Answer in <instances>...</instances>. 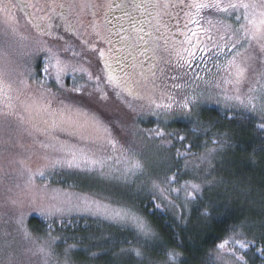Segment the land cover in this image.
<instances>
[{
    "label": "rangeland",
    "instance_id": "obj_1",
    "mask_svg": "<svg viewBox=\"0 0 264 264\" xmlns=\"http://www.w3.org/2000/svg\"><path fill=\"white\" fill-rule=\"evenodd\" d=\"M142 2L141 6L139 1L129 6L126 16L134 18L141 15V7L142 15L148 9L136 25L153 29L152 34L149 29L144 31L155 42L157 65L159 61L174 64L175 71L169 65L167 73L172 74L175 84L170 80L167 87L188 90L195 97L191 102L185 100V108H177L178 113H163L175 95L159 86L160 69L155 68L158 70L149 78L150 85H139L140 91L131 86L137 99L127 103L131 112L121 116L126 128L113 136L100 117L102 105L96 106L91 96L97 91L96 99L106 100L90 81L94 78L91 66L83 62L81 53L72 56L70 38L64 35L71 34L103 50L112 36L123 32V25L115 22L109 26L106 21L111 12L110 0H0V264H104L98 261L96 252L87 258L76 257L77 251L92 252L94 245L84 250L71 245L61 247L54 234L35 231L33 218L63 228L73 226L74 219L91 218L132 228L147 238L155 236V227L146 217L113 199L133 194L137 188L169 202L178 194L176 183L159 181L161 174L173 168L175 155L170 144L161 143L148 130L143 132V124H154L153 118L160 116V121L168 124L169 117L186 119L188 113L197 117L195 113L202 106L213 104L254 115L256 123L264 128V24L260 23L264 20V0ZM150 2L155 4L151 19ZM194 2L215 8V19L209 18L207 7L199 11L191 7ZM244 4L249 7H242ZM206 13L207 18L203 16ZM116 14L122 17L121 8ZM127 30L125 35L131 37L134 33ZM223 40L229 47L227 51L231 48L223 69H207L199 75L181 70L178 78L180 63L184 68L195 59L199 61L201 55L217 56L223 51ZM128 51H120L119 55L127 57ZM40 63L42 69L39 66L38 70ZM42 70L48 75L47 81L51 79L61 87L60 92L36 80ZM109 104H103L105 117L114 111ZM132 106L149 114L139 118ZM221 134L226 136L225 132ZM229 151L220 145L206 147L204 152L186 159L181 167V189L188 195L204 192L222 197L230 186L234 196L226 198L228 202L247 197L250 183L244 189L234 179L230 183L222 172L224 167L232 170L231 166H220ZM61 180L89 184L112 198L66 186ZM262 195L261 190L255 191L248 206L261 211L257 205L263 203ZM105 233L104 229H90L85 236L95 243L98 234ZM130 252L133 254V250ZM138 253L131 259V254L121 251L108 264H140L143 253ZM172 255L169 252L168 256ZM215 258L217 264H243L231 249L215 254Z\"/></svg>",
    "mask_w": 264,
    "mask_h": 264
},
{
    "label": "trees",
    "instance_id": "obj_2",
    "mask_svg": "<svg viewBox=\"0 0 264 264\" xmlns=\"http://www.w3.org/2000/svg\"><path fill=\"white\" fill-rule=\"evenodd\" d=\"M135 1H139L141 6L142 3H145L142 1L147 0H110L111 9L109 10L111 12L106 16V21L109 26H113L115 22L117 25H123L120 27L123 32L118 33V37L112 36L110 43H106L103 50L91 43L86 45L71 34H64L70 38L69 47L72 48V56L82 54L83 62L91 66L93 71L94 78L93 81L91 79L90 81L94 83L95 89L101 90L106 97V100H97V91L91 93L96 106L102 105L100 108L102 111H99L100 117L108 123L107 128L113 136H118L119 129L126 128L127 124L121 116H127L125 111L131 112L127 103L133 104V101L137 99L138 94L132 92L131 86L138 87L140 91L139 85L144 87L147 84L150 85L152 81L149 78L153 77L158 70L155 68L160 69L157 76L159 86L164 89V92L168 91L175 95L174 100H171L170 108H163V113L168 111V114L173 113L172 111L175 112L177 108L180 109L181 106H184L182 103L185 100L191 102L195 97L190 95L188 90L182 88L171 90L167 87L168 81L174 82L171 78L172 74L167 73L169 65L173 66L174 64H164L159 61V66L157 65L154 54L156 53L155 42H152V36L148 37L144 31L149 28L145 29L140 23L138 26L136 25L137 20L142 19L144 14H148V9L142 15L144 7H141L139 9L141 15L138 14L137 17L135 15L136 18L126 16L129 6ZM149 6L151 7L149 12L151 19L155 4L150 2ZM120 8L122 17L117 18L116 12H119ZM207 10L209 18L215 19L216 16L213 17L212 14L215 12V8L209 6L205 9L206 12ZM57 15L61 18L60 13ZM203 16L207 18L208 15L206 13ZM126 29L134 34L127 37L124 32ZM148 32L152 34L153 29L150 28ZM128 49L127 57L125 54L119 55L120 51ZM222 50L217 53V56L211 58L201 55L199 61L195 59L188 67L183 68V63H180L181 69L176 71L178 78H181V70L195 72V75H199V71L204 73L207 69H209L207 71L223 69L231 52V48L230 51H227L229 47L224 40ZM225 52L226 55H224ZM39 66L42 69L41 63L38 64V70ZM43 73L44 70L39 71L36 80L38 79L37 81L42 82L46 87L60 92L59 88L61 87L49 78L47 81L45 76L48 77V75L45 73L43 75ZM68 85L71 84L68 82ZM109 98L110 102H107ZM106 103H110L109 105L114 108L109 117L104 116L106 109L103 104ZM132 107L137 110L135 112L133 109L139 118L149 114L148 110ZM181 108L184 109L185 106ZM195 114L197 117L188 113L186 119L176 116L175 120H172L169 117L168 124L161 122L162 118L157 116V119H152L154 124L150 122L147 126L143 124V132L148 130L147 132L161 143L170 144L173 148L171 150L175 155L173 168L167 174H161L159 181L163 184L166 181L169 184L176 183L178 194L175 199L171 198L172 201L169 202L162 196L150 193L143 188L135 189L133 194H127L120 198L114 196L115 198H113L134 207L146 217L155 227V236L147 238L132 228L91 218L74 219L73 226L68 228L59 225L50 227L47 225V221L33 218L32 225L35 231L42 235L45 233L54 234L55 237H58L59 245L64 248L71 245L78 250H84L88 246L94 245L95 248L92 252L86 254L77 251L76 257L87 258L96 252L98 261L104 264H108L113 255L121 251L131 254V252L128 253V250H133V254L142 251V263L140 264L156 262L168 264V261L171 260L177 261L172 264H217L218 260L215 258V254L217 255L225 249L234 250L243 264H264V152L261 150L264 149V128L256 123L257 119L254 115L228 111L218 105H204ZM221 132H225L226 136ZM215 140L216 143H212ZM219 145L230 150L224 154L225 158L220 162L221 168L223 166L232 167L231 171L224 167L222 172H225L230 183L234 179L236 183L243 185L244 189L247 187V183H250L247 197H237L234 202H228L226 198L234 196L230 186H227L222 197L204 192L200 195L195 193L188 195L183 191L184 188L181 189L183 186L181 167L185 160L204 152L206 147ZM60 182L78 190L112 198L105 190L86 183L73 184L66 180ZM254 190H261L263 193V203L257 205L261 211L248 206ZM258 210L261 214L255 213ZM90 229H104L106 233L105 235L98 234L94 243L85 236ZM221 244L225 245L224 248L219 247ZM169 252H173V257L168 256ZM133 254L130 256L131 259H133Z\"/></svg>",
    "mask_w": 264,
    "mask_h": 264
},
{
    "label": "snow or ice",
    "instance_id": "obj_3",
    "mask_svg": "<svg viewBox=\"0 0 264 264\" xmlns=\"http://www.w3.org/2000/svg\"><path fill=\"white\" fill-rule=\"evenodd\" d=\"M165 6H167V5H165ZM210 5H207V4H204V3H193L192 5H191V7H194V8H196L198 11H199V9H201V8H205V7H209ZM217 7H219V4H217L216 5ZM229 7H234V5H229ZM242 7H245V8H248L249 7V5H247V4H244V5H242ZM224 10H226V9H224ZM251 23H255V21H251ZM260 23L261 24H264V20H261L260 21ZM186 106V105H185ZM166 107H170V105H167ZM195 187V186H194ZM224 244H221L219 247L220 248H224ZM139 254V253H138Z\"/></svg>",
    "mask_w": 264,
    "mask_h": 264
}]
</instances>
